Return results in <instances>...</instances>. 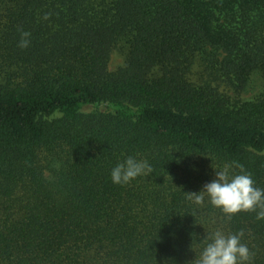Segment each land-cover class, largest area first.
Returning a JSON list of instances; mask_svg holds the SVG:
<instances>
[{
	"label": "trees",
	"instance_id": "16d2710c",
	"mask_svg": "<svg viewBox=\"0 0 264 264\" xmlns=\"http://www.w3.org/2000/svg\"><path fill=\"white\" fill-rule=\"evenodd\" d=\"M209 49L237 97L191 81ZM254 75L264 0H0V264H194L217 230H243L264 264L257 212L186 194L225 164L264 189V85L241 98ZM129 156L152 173L114 184Z\"/></svg>",
	"mask_w": 264,
	"mask_h": 264
},
{
	"label": "clouds",
	"instance_id": "9594fccd",
	"mask_svg": "<svg viewBox=\"0 0 264 264\" xmlns=\"http://www.w3.org/2000/svg\"><path fill=\"white\" fill-rule=\"evenodd\" d=\"M30 33L21 30L19 47L27 48ZM240 174L231 175V165L225 164L216 170V179L204 185L199 193H186L187 198L197 205H203L207 195L210 203L221 209L222 213L231 219L240 212H257L256 218L264 220V189L254 186L255 182L250 173H245L239 165ZM152 167L147 160H137L129 156L117 164L110 173L114 184H128L139 176H149ZM259 209V211H257ZM243 230L236 234L225 235L222 231H215L206 237L205 247L194 264H251L252 253L247 244L242 243Z\"/></svg>",
	"mask_w": 264,
	"mask_h": 264
},
{
	"label": "rangeland",
	"instance_id": "374dc122",
	"mask_svg": "<svg viewBox=\"0 0 264 264\" xmlns=\"http://www.w3.org/2000/svg\"><path fill=\"white\" fill-rule=\"evenodd\" d=\"M128 54V48L121 44L112 53L111 61L109 64V71L111 73H117L126 65V59ZM223 60L221 53L215 52L211 49L204 51L196 60L190 79L196 84H209L214 88H217L221 93L237 97L234 92L227 87V85L220 79L217 72L220 67V62ZM264 82L259 75H254L251 78L247 91L241 96L243 100H251L260 95L263 90ZM108 112L109 108L103 106L100 108L88 107L84 110L85 113L92 112ZM46 177L51 179L49 173H46Z\"/></svg>",
	"mask_w": 264,
	"mask_h": 264
}]
</instances>
